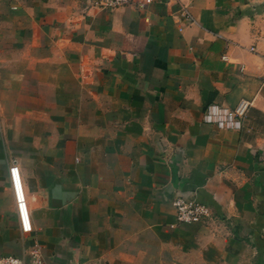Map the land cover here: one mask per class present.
Segmentation results:
<instances>
[{"label": "crops", "instance_id": "1", "mask_svg": "<svg viewBox=\"0 0 264 264\" xmlns=\"http://www.w3.org/2000/svg\"><path fill=\"white\" fill-rule=\"evenodd\" d=\"M242 98L241 127L213 120ZM179 197L213 217L179 221ZM34 249L43 264H264V0H0V254Z\"/></svg>", "mask_w": 264, "mask_h": 264}, {"label": "built area", "instance_id": "2", "mask_svg": "<svg viewBox=\"0 0 264 264\" xmlns=\"http://www.w3.org/2000/svg\"><path fill=\"white\" fill-rule=\"evenodd\" d=\"M152 1L153 0H96V4L102 8L111 9L127 4H136L138 7H144ZM181 15L182 21L185 23L194 21V17L185 5H182ZM250 106L251 101L248 98H242L235 107L225 109L223 117L221 116L217 119L210 118L217 120V123L221 127L239 128L242 126V119L246 116ZM10 173L17 200L21 227L24 232H30L32 230V225L19 167L13 165L10 168ZM174 206L176 208L178 220L183 222H201L212 218L214 215L213 209L208 203L196 199L187 200L184 197H179L175 199ZM0 264H43V261L38 249H34L31 253L30 260L23 256L0 254Z\"/></svg>", "mask_w": 264, "mask_h": 264}]
</instances>
